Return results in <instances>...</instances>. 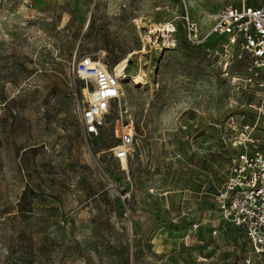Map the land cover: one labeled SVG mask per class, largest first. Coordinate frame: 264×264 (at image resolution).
<instances>
[{"label":"rangeland","instance_id":"374dc122","mask_svg":"<svg viewBox=\"0 0 264 264\" xmlns=\"http://www.w3.org/2000/svg\"><path fill=\"white\" fill-rule=\"evenodd\" d=\"M239 1L0 0V264H241L247 241L213 194L228 115L250 114L251 94L221 74L212 39L188 42L182 18L204 33ZM166 22L168 36L150 32ZM76 55L126 61L109 113L131 125L126 160L110 125L83 133Z\"/></svg>","mask_w":264,"mask_h":264},{"label":"built area","instance_id":"2783aa9c","mask_svg":"<svg viewBox=\"0 0 264 264\" xmlns=\"http://www.w3.org/2000/svg\"><path fill=\"white\" fill-rule=\"evenodd\" d=\"M182 18L188 42L204 46L212 39L216 46L206 50L216 58L221 74L251 94L245 102L250 114L228 115L226 138L220 146L232 148L225 155L226 172L213 197L220 219L232 224L247 241L248 251L241 264H264V0H240L219 7L207 15L210 25L204 33L189 15ZM238 68L241 75L233 71ZM72 72L84 78L83 105L79 108L83 133L97 136L110 125L119 142L110 150L115 159L126 160L133 141L131 125L124 124L121 115L109 119L121 96L117 75L89 55H76ZM199 226L197 221L188 223L193 232ZM217 228L213 226L212 234Z\"/></svg>","mask_w":264,"mask_h":264},{"label":"bare ground","instance_id":"6f19581e","mask_svg":"<svg viewBox=\"0 0 264 264\" xmlns=\"http://www.w3.org/2000/svg\"><path fill=\"white\" fill-rule=\"evenodd\" d=\"M172 31H173V25L168 22L164 24H154L153 28H150L151 33L163 32L164 36H168V33ZM125 68H126V61L123 60L119 62L118 64H116L115 67L112 69V71L117 75L120 81H122L126 77ZM133 81L136 83H141V82L143 83L144 79L141 75H136V76H133ZM122 160H125V159H122Z\"/></svg>","mask_w":264,"mask_h":264},{"label":"trees","instance_id":"16d2710c","mask_svg":"<svg viewBox=\"0 0 264 264\" xmlns=\"http://www.w3.org/2000/svg\"><path fill=\"white\" fill-rule=\"evenodd\" d=\"M177 31H178L179 34H182L181 33L182 31H180V28ZM183 33H184V28H183Z\"/></svg>","mask_w":264,"mask_h":264}]
</instances>
